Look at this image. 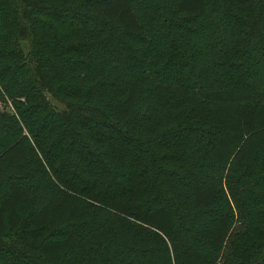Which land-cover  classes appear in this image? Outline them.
Masks as SVG:
<instances>
[{"label":"trees","instance_id":"1","mask_svg":"<svg viewBox=\"0 0 264 264\" xmlns=\"http://www.w3.org/2000/svg\"><path fill=\"white\" fill-rule=\"evenodd\" d=\"M56 1L0 0V264H264V0Z\"/></svg>","mask_w":264,"mask_h":264},{"label":"rangeland","instance_id":"2","mask_svg":"<svg viewBox=\"0 0 264 264\" xmlns=\"http://www.w3.org/2000/svg\"><path fill=\"white\" fill-rule=\"evenodd\" d=\"M44 1L45 3H48V4H54L55 2H57L56 0H42ZM22 45L24 46V51H26L25 47H26V43H22ZM48 97V101L53 105V106H56L58 109L61 108V105L58 104L53 98H51L49 95H47Z\"/></svg>","mask_w":264,"mask_h":264}]
</instances>
